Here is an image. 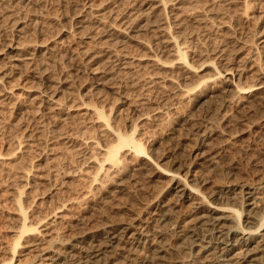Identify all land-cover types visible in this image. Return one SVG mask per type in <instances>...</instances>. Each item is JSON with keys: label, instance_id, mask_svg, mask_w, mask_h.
<instances>
[{"label": "rangeland", "instance_id": "obj_1", "mask_svg": "<svg viewBox=\"0 0 264 264\" xmlns=\"http://www.w3.org/2000/svg\"><path fill=\"white\" fill-rule=\"evenodd\" d=\"M22 1L0 3V32H8L5 40L0 36V51L4 42L27 43L35 63L39 61L45 77L55 84L40 82L32 76L34 71L24 69L0 78V264L11 258L8 246L23 222L19 203L25 223L37 231L22 235L10 264H40L41 251L47 252L46 257L62 254L72 236L94 231L108 221L122 223L132 213L144 211L154 196L159 202L169 199L171 219L152 230L161 232V239L174 248L169 257L173 262L199 258V249L183 245L180 239L197 224L196 204L205 209L222 204L213 198L214 192L247 184L253 188L252 195L244 196L241 219L248 210L260 214L264 208V93L257 94L250 108L254 119L250 120L261 121L262 126L245 130L218 159V167L206 163L194 170L195 179L204 180L198 185L199 197L192 202L171 197L166 176H182L189 159L201 152L196 130L238 132L251 126L252 121L237 114L241 108L237 94L221 93L219 80L228 78L230 69L240 75L237 84L245 92L261 80L264 0H171L176 5L161 12L167 17L164 24L159 22L160 12L137 18L136 0H88L87 6L101 10L99 21L89 24L88 30L78 22L90 16L89 10L77 0ZM13 24L22 26V35L17 37ZM131 24L137 32L111 30ZM161 28L178 43L185 67ZM2 52L0 76L9 66ZM102 70L107 87L98 86L92 78V71ZM185 89L192 90L183 97ZM193 95H200L204 103L194 102ZM96 109L109 119L111 128L123 133L137 128L134 137L143 145V162L148 158L156 163L161 175L139 171L142 158L128 154L127 148L120 152L125 154L123 166L107 174L106 163L100 169L105 148L114 144V137L95 123L92 110ZM215 142L219 139L211 144ZM235 198L223 204L238 208L241 199ZM263 233L264 225L254 232L256 237ZM152 234L147 233L145 248H136L135 256L121 248L112 256L107 249L98 264H127L130 258L143 264ZM86 248L79 244L73 253L83 258Z\"/></svg>", "mask_w": 264, "mask_h": 264}, {"label": "bare ground", "instance_id": "obj_2", "mask_svg": "<svg viewBox=\"0 0 264 264\" xmlns=\"http://www.w3.org/2000/svg\"><path fill=\"white\" fill-rule=\"evenodd\" d=\"M4 1L5 0H0V3H3ZM6 1H13V2L16 1L19 3V0L18 1L17 0H6ZM26 1L35 3L37 0H24V2ZM77 1H78L77 4L81 2L82 6L87 7L89 10L90 16L85 17L83 18V21L80 20L78 22V25L80 24V26L83 29L88 30L87 26L89 24L96 23L97 21H99V18L101 16V14L99 13L101 12V10L94 9V8L87 6L88 0H77ZM136 2H137L136 7L138 9L136 8L134 10H136L137 12L138 11L140 12L142 10L139 15L136 12L137 18L139 19L141 17L145 18L143 17L144 15H149V14L151 15V14H154L155 12L163 13V11L166 10L167 7H169L168 5L173 4V3L170 4L171 0H136ZM173 5L175 6L176 4H173ZM143 7L145 11L147 10L146 12L145 11L143 12L144 10ZM6 12L8 13L7 10ZM162 16L163 17L159 16L161 17L159 18V22H161V24H164L165 21H167V17L166 15L164 17L163 14ZM21 27L16 26L15 29L13 28L15 32L17 33V37L19 36L18 34L20 33L21 35L23 34ZM134 27L136 26L131 24L130 26L124 29H121V28L117 29L116 27H111V30H113L112 32L121 34L125 32L127 33L128 32L127 30H132V29L134 30ZM142 28H144V25ZM134 31H136V29ZM7 33L8 32L2 30V33L0 32L1 34L0 36L5 40V38L8 37ZM161 34L165 36L166 43L172 47L173 54L177 57V59L181 63L180 66L185 67L186 64L183 58V54L178 49V45H177L178 43L174 40L173 37H171V34H169V31L166 30L165 28L162 29ZM22 42L13 40L9 42H4L3 45H1L3 49L0 51V53L3 51L2 53H4L9 66L6 64L8 66V70L5 73L4 72L1 73L2 75L0 76V78L2 77L1 79L3 80V78L6 76L13 77L14 75L18 74L17 71L24 69V71L25 70L34 71L33 72L34 75H32L34 79L40 82H45L49 84L50 86L54 85L55 82L51 81L52 79H49V77H45L46 76L45 73H47L45 72L46 71L45 68L44 69L42 68L38 60H37L38 63H35L34 59L29 54L30 48L26 45L27 43L24 44ZM33 49L34 48H32V50ZM86 51L87 50H84V53L87 56ZM85 55H83V58L85 57ZM132 60L134 64L140 63V60L138 59L136 60L132 59ZM179 62L177 63L179 64ZM126 63L127 62L123 64H126ZM154 64L157 65L159 63L156 61ZM92 72H93L92 78H94V83L97 84L98 86L107 87V81L103 79L104 71L102 70L99 72H96V71H92ZM226 72L229 74V77L228 78L224 77L221 79L219 78L220 73L219 72L216 73L218 74V76L216 75L217 78H219L220 79L219 81H221L220 83L223 84V86L221 87V93L231 94V92H233L237 94V99L239 100V105L241 107V108L238 107L240 109L239 110L237 109L239 112L237 114L241 117V119H246V120L252 119L251 114H250L251 113L250 108L252 106V103L258 100L257 94L264 93V74L262 77H260L261 80L257 84L253 85L252 87H248L249 89L250 88L251 89L254 88V89H252L251 91L249 90L250 92L248 91L245 92L246 89L241 88L237 84L238 76L240 77V75L237 73H233L232 70L230 69L226 70ZM191 90L185 89V91L182 92L183 97L189 96V92ZM5 94H8V93H6L5 91ZM211 95L212 94L207 95V97H211ZM199 96L200 95L198 96L196 95L194 97L193 95L194 100H195L194 102L203 104L204 99H201V97ZM92 111H93V114L95 115V123H100V125L98 124V126H100V128L102 127L104 131L110 133L111 136L114 137V144L111 143L112 145L107 146L105 148L104 158H103L102 163H100V166H99L100 169H103L104 163H106L105 165L108 166L107 169H103L106 174L109 173V171L111 172L112 169L115 170V169L120 168L123 163V160L125 161V159L123 158L125 154L124 155L122 154L123 156L120 154L121 150L124 148H127L128 154L129 152H132L134 155L142 158V155L144 154V149L142 147L143 145L139 143L138 139L134 137V133L136 132V129H137L136 127H133V128L131 127V130L129 133H126V132L123 133L121 132L120 129L118 130V128L117 129L111 128L109 119H105L99 110L96 109ZM261 121H264V120H261ZM261 121H256L255 119V121L251 122V126L247 127L246 129H241L238 132H235L236 129L232 132L231 130L233 129L229 131L226 129L223 130L224 128L222 130L216 129V128H210V130H200V129L196 130V135L198 137V143L202 150L200 153L195 154L192 158L189 159L184 169V174L182 176L179 174H171L169 176H166L168 177V185H169L168 193L172 195L171 197H174L175 199H178L179 201L183 200L184 202L185 201L192 202L195 198L199 197L200 191H199L198 185L199 184L203 185L204 180L195 179V177L193 176L194 170L197 169L198 167L204 166V164L206 163L209 166H212V168L215 167L219 163V162L217 163L218 159L220 157H223L225 153L231 147L233 148L236 142L245 133V130L249 128L250 129L260 128L263 124ZM229 123H232V122H229ZM213 139H216V140L219 139V143L216 145V142H215V145H212L211 141ZM138 157L136 158L139 159ZM137 169L141 172L145 170L146 172L149 173L150 176H156L157 174L161 175L156 163L151 162L148 158H145L144 162L142 158V162L140 165L138 164ZM115 185H118L117 181ZM262 187H264V185ZM251 189L253 188H251V186H248L247 184H242V185L237 184L235 190H232L231 188H227V189H223L218 192H214L213 198L216 201L222 202V204H219V205L216 204L213 207H210L207 205L206 209L201 204H196L193 207V213L195 214V216H198V215L200 216L195 218L196 220H198L196 226L188 230L186 235H182L180 242L183 245L189 244V245H192L193 247H197L199 249L197 253H200V254H199V258L190 260L187 263L183 261H179V260H177L178 262H173L172 260H170L169 257L175 252L174 248L171 245H169V243H167L168 240L161 239L162 237L161 232L152 230L154 227H156V225L158 226L166 222L167 220L169 221L171 219V217H169L171 212L166 206L167 205L166 202L169 199L165 201L160 200L161 202H159L158 200L154 199L155 198L154 196L153 200L152 201L150 200L151 203L148 202L144 211L142 209L141 211L132 213L129 219H127L126 221L122 223H115L113 221H108L107 223L103 224L101 227H99L98 229H95L94 231H91V230L80 231L76 235L72 236L68 249H66L67 251H64V253L62 254H58V255L56 254V255H52L51 257H46L47 252L41 251L40 256L43 257L42 258L43 260H41L42 262L40 264H98V262H100L99 260H101L100 256H102L103 252H105L107 249L111 250L110 254H112V256L120 248L124 250L127 254H129L130 256H135L134 251L136 248L138 247L139 248L141 247V249L145 248L143 247V245L147 243L146 235L148 232H153L151 236L152 239L150 241L152 242V244H151V247L147 250L149 252V255L146 256L143 264H264V233L257 237L256 235L258 234H254V232L257 231V229L261 228L264 225V213H263L264 208L260 210V214L259 212L253 213L248 210L245 213L244 220L242 221L241 219L242 213L244 212V209H243L244 196L252 195V193H250ZM229 193H231V195H233L234 197L231 198ZM235 196L239 197L238 199H241V201L238 203V208L227 207L223 204V202L226 200H235L236 199ZM18 209H19L20 214L22 215L21 218L23 222L19 228V232H17V235H18L17 238L14 240L12 244H9L8 246V250H9L8 252H10L11 258L5 264L11 263L13 256L16 253V249L19 246V240L21 239L22 235H24L25 233L37 231V228L35 226L32 227L31 225H28L25 223L26 215L20 203H19ZM202 209L206 211V214H202L203 213ZM247 226H252V228L247 227ZM253 227L255 228L253 229ZM180 232H182V230H179L178 232H176L175 235H178ZM83 243L87 245L86 250L87 251L90 250V251L88 252L89 254L87 253V251H84L83 252L84 257L81 258V257L76 256L73 253V250L77 248V245L83 244ZM90 254H92V257L90 256ZM235 255H238V256H237V259H235V262H233L234 261L233 257ZM124 257L126 256L124 255ZM130 259H127V264H137V262L133 261L134 258L132 260ZM125 263H126V260H125Z\"/></svg>", "mask_w": 264, "mask_h": 264}]
</instances>
